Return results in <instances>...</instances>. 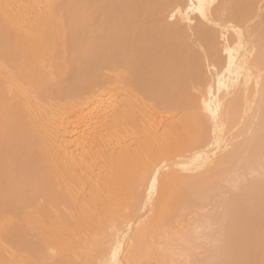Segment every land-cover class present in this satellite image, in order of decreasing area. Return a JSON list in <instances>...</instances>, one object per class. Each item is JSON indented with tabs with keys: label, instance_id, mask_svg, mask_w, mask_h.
<instances>
[{
	"label": "bare ground",
	"instance_id": "bare-ground-1",
	"mask_svg": "<svg viewBox=\"0 0 264 264\" xmlns=\"http://www.w3.org/2000/svg\"><path fill=\"white\" fill-rule=\"evenodd\" d=\"M4 222L0 264H264V0H0Z\"/></svg>",
	"mask_w": 264,
	"mask_h": 264
},
{
	"label": "rangeland",
	"instance_id": "rangeland-1",
	"mask_svg": "<svg viewBox=\"0 0 264 264\" xmlns=\"http://www.w3.org/2000/svg\"><path fill=\"white\" fill-rule=\"evenodd\" d=\"M186 1V0H185ZM38 44V41L37 42H35L34 43V46L35 45H37ZM115 75H118L117 73H115ZM121 86V87H120ZM114 87V88H113ZM112 87V89H109V90H107L106 91V94H107V92H108V94L110 95V93L112 92H114L113 94H111L110 96H112V100H114L113 99V95L115 96L114 98L116 99V103L118 102V104H119V106L120 105H122L123 103H124V99H126L125 97V92H129V90L131 89H129V88H125V89H122V85H119V84H117V85H114ZM119 88V89H118ZM116 89H118V90H116ZM110 91V92H109ZM125 96V97H124ZM117 98H118V100H117ZM121 102V103H120ZM5 226H6V224H5V222L4 223H0V230H3L4 228H5ZM26 262L27 263H32V259H31V257H28L27 259H26Z\"/></svg>",
	"mask_w": 264,
	"mask_h": 264
}]
</instances>
